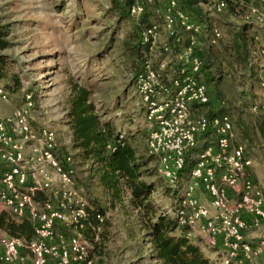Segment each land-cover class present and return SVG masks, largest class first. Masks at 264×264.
Instances as JSON below:
<instances>
[{
  "label": "built area",
  "instance_id": "built-area-1",
  "mask_svg": "<svg viewBox=\"0 0 264 264\" xmlns=\"http://www.w3.org/2000/svg\"><path fill=\"white\" fill-rule=\"evenodd\" d=\"M259 1L264 8V0ZM212 2L214 14L226 9L225 1ZM153 6L154 0H132L129 14L141 18ZM161 17L162 24L141 32V44L150 55L159 50L169 59L183 41L182 30L194 35L176 56L183 68L171 88L164 85L161 73L168 59L157 70L150 59L145 60L144 72L137 77V92L150 126L148 155L158 162L167 187L181 190L174 214L180 226L188 228L189 240L194 237L218 251L222 264L264 260V185L253 179L254 162L245 146L233 145L229 116H196L198 107L212 100L209 87L197 77L202 61L194 49L203 27L191 22L177 0H168ZM215 36L222 34L215 30ZM259 83L264 92V70ZM0 96L6 100L4 89ZM34 108V96L27 92L14 118L0 119V206L14 223L26 220L34 228L30 241L0 235V263L29 264L25 256H31V264H92L91 243L78 231L89 206L76 186L72 156H64L61 162L56 132L31 126ZM259 109L264 112V93L261 106L253 111L258 114ZM201 143L204 147L184 178L187 160Z\"/></svg>",
  "mask_w": 264,
  "mask_h": 264
},
{
  "label": "rangeland",
  "instance_id": "rangeland-1",
  "mask_svg": "<svg viewBox=\"0 0 264 264\" xmlns=\"http://www.w3.org/2000/svg\"><path fill=\"white\" fill-rule=\"evenodd\" d=\"M124 1L0 0V39L9 45L0 49L3 75L0 89L7 93L6 100L0 96V119H13L24 95L31 92L35 101V108L30 113L31 126L55 131L62 152L74 156L64 110L70 83L77 82L93 92L92 101L101 121L112 122L125 136L133 135L138 153L149 157L147 137L150 126L134 80V72L138 70L135 67H140L141 60L130 52L134 43L129 39L134 31L138 32L139 38L144 28L162 24L161 14L168 0H154L152 9L141 18L130 16L124 8ZM244 2L245 11L238 18L231 17L228 12L214 14L212 0H200L196 7L185 6L195 23L203 21L206 28L215 29L224 37L229 28L243 25L244 21L262 20L260 25L250 29L255 43L249 65L254 68L252 80L237 79L218 87L209 84L215 105L196 115L202 116L213 108L216 114L229 116L235 136L233 145L247 147L255 165L253 179L259 182L260 178L264 182V141L255 128V119L264 112L261 109L258 114L253 111L255 106H261L264 93L259 83V75L264 70V8L259 0ZM164 35L163 32V40ZM199 46L203 48V45ZM148 59L158 69L168 58L158 50L153 55L149 53ZM172 61L177 60L172 56ZM216 104L218 108L215 110ZM245 129L249 131V138L244 135ZM202 147L203 143L199 145V152ZM153 167L156 168V178L162 179L156 160ZM75 168L76 184L84 199L89 204V200H97L106 209V220L110 224L108 230L103 228L100 231V234L105 233L104 241L100 235L94 240V243L102 244L103 256L95 255L92 264H156L147 259L150 251L144 244L138 215L128 207L111 208L88 167L76 161ZM162 182L164 188H159L152 199L162 210L175 216V196L165 194L167 185ZM3 213L0 206V215ZM0 235L10 234L0 229ZM191 240L196 239L192 237ZM201 246L205 256L222 264L218 251L209 249L204 242ZM24 254L28 255L27 252ZM25 257L31 264L32 257ZM248 264H264V260L256 259Z\"/></svg>",
  "mask_w": 264,
  "mask_h": 264
},
{
  "label": "trees",
  "instance_id": "trees-1",
  "mask_svg": "<svg viewBox=\"0 0 264 264\" xmlns=\"http://www.w3.org/2000/svg\"><path fill=\"white\" fill-rule=\"evenodd\" d=\"M222 1H225L227 6L220 15L228 12L231 17L238 18L245 11L244 0ZM177 2L180 9L189 16L191 22L195 23L192 16L185 10V6L196 7L200 0H177ZM185 3L187 4L185 5ZM124 4V8L129 14L132 0H125ZM195 24L202 26L204 30L200 36H196L197 45L194 49L195 57L202 61V67L197 77L203 84L206 86L213 84L218 87L223 83L235 82L237 79L252 80L254 68L249 66L252 48L255 47L254 36L250 32L252 24L244 21L243 25L229 28L226 37L221 33V38H216L215 29L206 28L203 21ZM137 34L138 32L134 31L129 39L134 43L130 52L136 56L138 61L141 60L140 67H135V69L138 68L134 72L135 85L137 77L144 72L143 63L148 59L149 54L141 44V33L139 38H137ZM180 34L183 41L169 56V65L162 73V80L167 88H171L173 82L181 78L183 68L179 61L170 62V57L173 56L177 60L178 53L189 44V38L194 35L183 30ZM199 44L203 45V48H200ZM8 47L9 45L0 39V49ZM154 69L157 70L156 67ZM240 72L242 74L238 76ZM1 77L3 75L0 70ZM211 89L213 88L211 87ZM92 97L93 92L88 87L77 82L70 83L64 116L66 126L70 131V147L74 152V156L71 155L74 167L76 161L82 166L88 167L92 177L97 178L111 208L128 207L138 215V225L144 233V244L150 251L148 260L154 261L156 264H216L205 256L201 246L202 241L199 239L189 240L188 228L180 226L176 216L169 215L152 199L153 194L159 188H164L162 182L164 180L156 178V168L153 167L156 159L152 156H141L138 153V149L133 143L135 140L133 135L125 136L115 129L112 122H102ZM211 99L208 105L198 107L197 112H204L205 109L213 107L215 103L212 97ZM216 106L215 110L218 108ZM213 111V108L209 109L203 115L216 114ZM255 128L259 138L264 141V115L255 119ZM243 132L245 137L249 138L248 129ZM197 153H199L198 149L193 150L192 156ZM66 155L61 149L58 154L59 160L62 162ZM193 165L194 159L188 158L184 178H188ZM165 189L166 195L172 193L175 196L174 201L180 198V189L176 191L168 187ZM89 202L91 204L88 203V217L80 221L78 231L93 244L99 235L104 241L105 233L100 234V231L103 228L104 231L106 228L108 230L110 224L106 220V209L97 200H89ZM0 229L26 241L34 238V228L29 221L25 220L21 224H16L7 213L0 215ZM100 246L102 244L96 242L91 248L90 259L92 261L95 255L99 258L103 256V249H100Z\"/></svg>",
  "mask_w": 264,
  "mask_h": 264
},
{
  "label": "crops",
  "instance_id": "crops-1",
  "mask_svg": "<svg viewBox=\"0 0 264 264\" xmlns=\"http://www.w3.org/2000/svg\"><path fill=\"white\" fill-rule=\"evenodd\" d=\"M68 128V127H67ZM69 143H71V139H70V131H69ZM62 146V145H61ZM259 181H260V183L262 184V185H264V182H263V180H260V178H259Z\"/></svg>",
  "mask_w": 264,
  "mask_h": 264
}]
</instances>
